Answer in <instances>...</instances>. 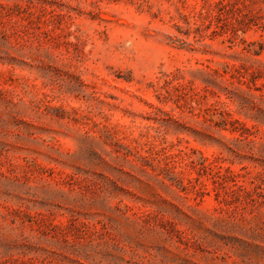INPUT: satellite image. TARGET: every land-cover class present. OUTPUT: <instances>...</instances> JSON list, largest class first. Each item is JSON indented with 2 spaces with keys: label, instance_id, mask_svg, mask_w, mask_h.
Returning a JSON list of instances; mask_svg holds the SVG:
<instances>
[{
  "label": "rangeland",
  "instance_id": "obj_1",
  "mask_svg": "<svg viewBox=\"0 0 264 264\" xmlns=\"http://www.w3.org/2000/svg\"><path fill=\"white\" fill-rule=\"evenodd\" d=\"M0 264H264V0H0Z\"/></svg>",
  "mask_w": 264,
  "mask_h": 264
}]
</instances>
